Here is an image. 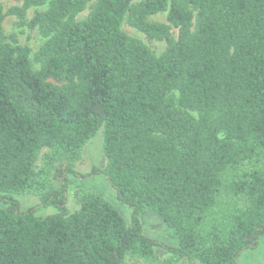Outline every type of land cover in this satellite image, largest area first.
<instances>
[{
  "label": "trees",
  "instance_id": "16d2710c",
  "mask_svg": "<svg viewBox=\"0 0 264 264\" xmlns=\"http://www.w3.org/2000/svg\"><path fill=\"white\" fill-rule=\"evenodd\" d=\"M7 15L43 37L32 57ZM99 129L106 162L93 169L129 222L73 168ZM21 194L38 204L21 208ZM0 202V264H125L157 246L162 264H235L264 235V0L0 4ZM147 209L177 246L143 233Z\"/></svg>",
  "mask_w": 264,
  "mask_h": 264
},
{
  "label": "rangeland",
  "instance_id": "374dc122",
  "mask_svg": "<svg viewBox=\"0 0 264 264\" xmlns=\"http://www.w3.org/2000/svg\"><path fill=\"white\" fill-rule=\"evenodd\" d=\"M21 0H0V4L3 9H6L12 5H19ZM34 8H30L27 11V17L30 18ZM87 13V9L80 13L79 17H84ZM150 20L165 21L166 12H159L151 15ZM16 18L13 15H7L3 20L4 33L9 36L14 34L18 43L27 45L30 49V56L38 49V47L44 41L43 37L39 34L36 28L30 29L25 25H18ZM121 29L130 36L140 39L143 43L148 45L155 54H160L166 43L164 40H148L146 36L135 29L134 27L127 24L125 21L121 24ZM174 34L176 30H173ZM36 66L35 63H33ZM105 157L102 152V135L101 130H97L93 137L83 146L80 158L73 164V168L77 173L84 175L81 178L82 185L85 189L99 192L104 197L109 199L115 207L122 214L124 219L129 222L130 220V209L126 205L119 202L115 196L112 187L106 180V177L94 171L93 168L103 169L105 166ZM70 179L77 183L79 179L77 176L70 175ZM75 187L71 185L69 194H67L66 204L69 210H73L77 207V202L73 196V190ZM21 208L26 209L31 206L38 204V198L31 194H21L17 196ZM2 203L0 202V206ZM54 211L53 208L39 209L38 214H48ZM141 224L143 233L153 239L164 242L165 244L177 246V236L170 230L162 219L151 210H145L141 215ZM157 259L145 260L137 257L126 256L125 264H162L163 260L170 256L169 252L164 248L156 247ZM177 264H188L185 260H180ZM195 264H201L196 262ZM235 264H264V235L259 239L256 246L244 250L236 259Z\"/></svg>",
  "mask_w": 264,
  "mask_h": 264
}]
</instances>
